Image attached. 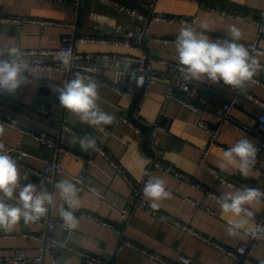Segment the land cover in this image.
Wrapping results in <instances>:
<instances>
[{
    "label": "crops",
    "instance_id": "obj_1",
    "mask_svg": "<svg viewBox=\"0 0 264 264\" xmlns=\"http://www.w3.org/2000/svg\"><path fill=\"white\" fill-rule=\"evenodd\" d=\"M113 1L127 7L141 9L146 13L150 11L147 1ZM74 4H78V10ZM213 9H219L222 13L213 12ZM262 11H264V0H156L155 7V12L162 16L197 18V30L205 31L213 41H215L214 37H219L221 40L229 39L227 31L235 26L241 32V39L238 43L246 47V44L256 42L264 50V36H260V28L254 24ZM0 16L66 24L65 27L42 26L35 23H25L22 27L1 25L4 28L0 30V46L56 50L61 45L62 37L67 33L74 32L77 35H88L108 40V43L104 44H84L81 47L83 53L96 55L119 53L129 56L145 54L178 62L175 44L154 42L151 37L177 38L183 25L155 22L147 31L142 51H135L124 45L115 44V41H125L126 33L134 31L141 23L101 0H66V2L0 0ZM239 16H243L245 19H241ZM68 24L75 25V29L68 28ZM202 24H206L207 29H201ZM12 27L13 30H11ZM118 27L122 28L121 33H117ZM256 58L262 61L261 57L257 56ZM112 63L119 65L120 69H123L126 64L130 68L134 66L129 61L113 62L101 59L95 61L98 70L108 74V66ZM154 69L169 76L175 72L174 69L160 64H155ZM29 71L34 75H40L41 78L30 81L28 84L30 89L25 88V90L16 93L17 97H21L28 104H33L35 89L43 87L37 81L59 84L64 81L63 75L57 71L36 69ZM259 76L260 70L254 77ZM221 83L222 81L218 84L189 83L197 97H205L208 100V107L212 112L203 118L200 115L187 112L174 102L167 101L165 96L167 85L163 83L153 86L141 111L142 117L146 121L159 123L162 128L155 138L157 150L151 151V154L156 155L186 176L185 181H182L158 169L152 173L165 181L166 190L171 193V197L163 200L160 208L156 210L166 214L169 217L168 221L157 219L144 210L134 212L127 222L124 221L120 214L111 208L110 204H117L120 209L129 207L133 203L132 192L129 185L112 169L110 163L103 156L97 154L94 162L85 168L82 161L65 155L61 158V165L65 169V173L59 176V180L67 179L73 182L74 178L82 173L86 177L84 184L78 187L80 188L78 194L80 204L75 211L91 212L101 220L113 225L115 229L83 220L72 231L57 228L50 233L79 250L102 258L104 264H161L130 248H124L119 256L114 257L113 254L121 240H128L160 258L169 260H175L181 255L192 260L195 264H231L229 256L195 237L187 236L175 226L176 222H180L230 249H235L250 240L251 234L246 230H241V234L238 236L228 235L227 226L230 219L234 218L222 213L215 198L195 189L188 182L192 179L202 184L207 190L213 191L217 197L230 191L234 192L243 186L264 190V150H260L259 143L254 138L246 136L230 124L223 123L213 114L217 107L227 102L234 94L233 90ZM98 91L100 107L116 117L111 133H103L100 128L94 129L76 120L60 106L58 98L56 99L54 96L51 101H43L42 104L53 110H61L70 124L68 132L72 137L90 136L95 138L97 147H102L112 159L121 164L127 170L131 181L139 183L146 177V160L140 153L134 130L127 123L119 122L122 116L130 114L133 98L126 95L119 96L107 89L99 88ZM176 91L179 95L186 96V93L179 87H176ZM243 92H250L264 101V87L252 81L247 83ZM232 115L241 125L249 126L253 128L255 134H259L257 110L248 103L242 102L235 106ZM202 121H206L217 130V145L213 146L206 156H204V152L211 142V137L200 128L199 124ZM21 127L26 129L24 126ZM146 132L148 133V131ZM24 136L19 131L5 127L1 142L11 148H19L23 145ZM243 136L248 137L259 149L257 162L263 173L252 169L248 177H243L233 165H229L223 170L220 168V164L223 162V151L219 146L229 148ZM34 145H30L28 151L21 149L26 154L24 163L27 168L43 170L51 153L42 148L37 152L38 147ZM63 147L83 157H88L93 151H84L79 143L72 144L70 141L67 145L63 144ZM17 155L18 153L15 152L12 156L17 158ZM203 156L205 161H203ZM20 171L22 176L25 172L28 173V170L21 166ZM217 172L233 182L235 186L221 183L216 178ZM29 182L33 183L30 178L26 181L22 180L21 186ZM35 185L42 186L49 192L56 191L50 182L43 179ZM145 203L149 207L146 201ZM61 206L66 207L57 192L55 207L50 209V213L59 217ZM252 210L257 215H262L264 213L263 203L255 205ZM43 231L44 228L35 222L24 224L23 221L11 231L0 230V235L7 236L0 240V257L12 255L17 250L24 251L28 256H37L42 242L33 236H37ZM59 252L62 264H83L82 258L74 252L65 249L59 250ZM252 258L259 264L264 262V242L259 243L252 253ZM43 264H52L49 254L45 256Z\"/></svg>",
    "mask_w": 264,
    "mask_h": 264
},
{
    "label": "built area",
    "instance_id": "obj_2",
    "mask_svg": "<svg viewBox=\"0 0 264 264\" xmlns=\"http://www.w3.org/2000/svg\"><path fill=\"white\" fill-rule=\"evenodd\" d=\"M60 2H66V0H56ZM114 8L119 9L120 11L126 13L130 17L138 20L141 24L134 30L126 33L125 41H115V44H121L125 47H128L135 51H142L143 42L145 41V37L149 28L155 22H164L171 24H181V25H192L197 29V18H180V17H169L162 16L155 12L156 0H141L148 2L149 12L146 13L138 8H131L120 4L119 2L113 0H101ZM74 6L78 10V4H74ZM213 12H221L219 9H213ZM222 13V12H221ZM225 14V12H223ZM241 19H245L243 16H239ZM25 23H35L41 24L42 26H59L65 27L66 24L53 22V21H45V20H33V19H19L14 17H4L0 16V26L1 25H15L22 27ZM254 24L260 28V36H264V11L260 13V16L257 20L254 21ZM68 28L75 29V25L68 24ZM123 30L121 27L117 28V33H121ZM208 35V34H207ZM209 36V35H208ZM210 37V36H209ZM215 40L221 39L219 37H214ZM151 40L158 43L165 44H175L176 38H165V37H151ZM94 43H108V40L96 38L94 36L88 35H77L74 32L65 34L61 39V45L56 50L49 49H22L26 54V59L29 64V70H50L57 71L61 73L64 77V81L70 80L75 76L76 73H80L85 77H92L97 80L101 89H107L119 96H129L133 98L132 109L128 116H122L119 119L129 125L132 128L137 136L138 146L141 155L145 158V160L150 161L147 163V172L153 173L155 170L163 171L167 174L175 176L178 180L185 181V174L179 172L176 168L166 164L156 155L151 154V151H156L155 147V138L159 131L162 130L159 123H151L146 121L141 114V111L144 107L145 102L147 101L150 92L153 86L157 83L166 84V92L165 96L167 101L174 102L178 104L180 107L185 109L187 112H191L197 115H200L202 118L208 114H211V110L208 107V100L205 97H197L196 92H194L189 83H186L180 73H179V65L178 62H171L169 60L163 58H157L152 55L142 54L141 56H129L126 54L112 53L105 55H96L93 53H83L81 52V47L84 44H94ZM71 48L72 54L74 56V60L72 61V65L70 68L63 67L62 63L57 59V53L61 49ZM246 49L249 51L250 55L254 57H261L262 61H259L261 64L260 76L253 77L252 82L264 87V50L258 46L255 42L246 44ZM98 59L104 61H129L134 64L131 70H134L137 76L144 77V85L138 87L134 81H131L129 75L124 74L123 69L117 67L115 63H112L108 66L109 74L102 73L98 70L95 61ZM155 64H160L162 66L170 67L175 70V72L169 76L164 72H158L154 69ZM30 81H34L30 79ZM37 83L41 86H48L49 84L62 85L63 83H55V82H46V81H37ZM223 86V82L221 83ZM176 87L183 90L186 93V96H181L177 93ZM231 90L234 91L227 102L222 104L220 107H217L214 110V115L217 116L223 123L230 124L233 127L237 128L241 132H243L246 136L254 138L259 143L260 150H264V101L256 97L254 94L250 92H243L237 89L231 88V86H227ZM197 98V99H196ZM245 102L252 106L257 110V130L259 134H255L253 128L241 125L232 115L233 108L240 103ZM40 112L43 114L49 113V106L43 105L40 108ZM0 124H3L5 127L13 129L15 131H19L23 133L25 136H29L33 138L35 141L41 143L47 148L51 149V157L46 162V166L43 170H34L27 168L24 163V158L26 154L22 152L21 146L19 148H11L5 145V148L9 152V154L18 153L17 161L18 164L26 168L29 172L34 174L35 176L50 182L53 186L59 182V176L65 173V169L61 165L62 156L68 155L76 160H80L84 163L85 168L89 167L95 159L97 154L103 156L111 165L112 169L121 176V178L129 185L131 192L133 203L124 209H120L117 204H110L111 208L117 211L121 218L124 221H128L129 218L133 215L134 212L139 210H144L148 212L151 216L163 220L168 221L169 217L166 214L158 212L156 210L148 207L143 198V188L145 186V182L149 179V176L146 175L144 180L139 183H134L130 180L127 170L123 168L121 164L111 158V156L100 146L97 147V150L92 151L88 157H83L79 154L72 152L71 150L63 147V141L65 140V135L63 131H68V127H65L61 131L55 132L53 135H48L45 132L41 131H29L22 128L16 120L8 119L2 115H0ZM200 128L207 132L211 137V142L204 152V156H206L213 146L217 145L216 134L217 130L211 127L206 121H202L199 124ZM114 125H106L100 128L103 133H111L113 131ZM148 131V133L146 132ZM263 134V135H261ZM0 143L1 136H0ZM219 148L224 151L227 148L223 146H219ZM203 156V161H205ZM254 170L263 173L258 162L253 167ZM264 175V173H263ZM216 178L223 184H228L230 186H235V184L229 181L225 176L220 173H216ZM85 174H80L78 177H75L73 183L77 185V187L81 186L85 182ZM189 184H191L195 189L206 193L212 198L217 200V195L210 190H207L202 184L197 183L196 181L190 179L188 180ZM107 202L106 200H104ZM11 202V201H10ZM264 205V203H263ZM75 215L78 218L79 222L83 220L91 221L98 223L106 228L115 229L113 225L108 222H105L95 216L91 212L86 211H75ZM256 224H264V213L262 215H257L255 213L254 217ZM37 225L44 228V231L37 235L33 236L36 239L42 242V246L39 249V254L37 256H28L24 251L17 250L12 255L0 257V264H43L44 258L47 254L51 256L52 264H62L61 254L59 250L65 249L71 252H74L78 256L82 258L83 264H104V260L100 257H96L93 254L79 250L73 246H71L67 241H63L57 237H55L50 232L55 231L57 228H61L65 231L61 218L53 216L50 211L48 214L43 217L41 220L35 222ZM175 226L185 233L187 236L195 237L198 240L205 242L207 245L218 249L223 252L231 259V264H259L252 258V253L255 251L259 243L264 242V236L253 237L250 235V240L246 243L240 244L235 249H230L222 244L214 241L211 237L199 232L193 228H190L187 225L181 224L180 222H176ZM3 238H7L6 235H0V240ZM124 248H130L141 252L143 255L147 256L151 260L158 261L161 264H195L192 260L187 259L183 256H178L175 260H169L166 258H160L156 254L150 253L145 249H142L136 246L134 243L128 240H121L113 254L114 257L119 256L121 251Z\"/></svg>",
    "mask_w": 264,
    "mask_h": 264
},
{
    "label": "clouds",
    "instance_id": "obj_3",
    "mask_svg": "<svg viewBox=\"0 0 264 264\" xmlns=\"http://www.w3.org/2000/svg\"><path fill=\"white\" fill-rule=\"evenodd\" d=\"M201 29H207V25L202 24ZM227 36L229 39L213 41L205 31H198L192 25L181 27L175 40V49L178 70L186 83L218 84L222 81L233 89H246L247 83L262 66L243 44L238 43L241 32L237 27L232 26ZM57 59L63 67L70 68L74 60L71 48L61 49ZM123 71L138 87L144 85V77L137 76L129 65H124ZM40 78V75L29 71L26 54L21 48L0 46V95L14 96L18 89L29 84L30 79ZM48 87L58 94L60 106L76 120L94 129L115 122L116 117L105 112L98 103L100 85L96 79L76 73L62 85L49 84ZM4 132L5 126L0 124V136ZM70 143H79L84 151L97 150L96 139L90 136H74ZM258 152L254 143L243 136L223 151L220 168L223 170L233 165L240 175L248 177L257 162ZM145 163L150 161L146 160ZM145 175L149 179L143 188V198L151 209L158 210L161 202L170 198L171 193L166 190L162 178L148 172ZM22 180H28V173L21 175L17 159L0 143V230L11 231L21 221L29 224L41 220L55 207L57 192L66 205L59 209L64 229L72 231L78 227L75 210L80 204V188L75 183L61 180L54 185L56 191L49 192L30 182L21 186ZM217 203L223 214L234 218L230 219L227 226L228 235L238 236L241 230H246L253 237L264 236V224L255 223V212L252 210L255 205L264 203V190L243 186L217 197Z\"/></svg>",
    "mask_w": 264,
    "mask_h": 264
},
{
    "label": "water",
    "instance_id": "obj_4",
    "mask_svg": "<svg viewBox=\"0 0 264 264\" xmlns=\"http://www.w3.org/2000/svg\"><path fill=\"white\" fill-rule=\"evenodd\" d=\"M3 28V26H0V30ZM13 29L14 28L12 27L11 30ZM25 88L30 89V85L23 86L17 91H23ZM53 96L56 99L58 98L57 93L45 86L35 89L33 104L26 103L21 99V97H17L16 94L14 96L7 94L0 95V114L8 119L16 120L20 126H24L29 131H41L47 133L48 135H53L55 132L61 131L70 125L68 120H66V116L62 114L61 110H53L50 107L48 114H43L40 112L43 101H51ZM63 132L65 135L63 144L67 145L72 136L68 131ZM33 144H35L34 146L38 147V149H36L37 152L40 148H42L43 150L46 149V151L51 153V149L35 141L29 136H24L21 149L23 151H28L30 150V145ZM28 178H30L34 184H38L41 180V178L35 176L29 171Z\"/></svg>",
    "mask_w": 264,
    "mask_h": 264
}]
</instances>
